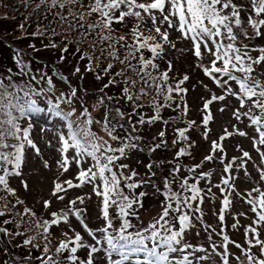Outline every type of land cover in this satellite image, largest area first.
<instances>
[{"label":"snow or ice","instance_id":"1","mask_svg":"<svg viewBox=\"0 0 264 264\" xmlns=\"http://www.w3.org/2000/svg\"><path fill=\"white\" fill-rule=\"evenodd\" d=\"M47 0H41L46 3ZM80 4L84 7L81 0H51L52 7L64 9L67 5ZM39 7V5L37 6ZM87 13H81L75 16L70 11L68 16L57 14L61 23H67L72 31L79 30L76 51L81 52L80 45L87 43L92 50V54L87 52L81 53V60H87L85 71L93 72V60L97 49L100 56H95V60L99 61L101 56L107 53V57L122 65L120 71L112 74L100 92L112 85L122 83L123 98L128 101L138 99L133 94L129 85L135 86L139 81L145 87H142L140 95H147L145 88H153L157 95H163L166 101L173 99L172 93L177 95L187 92V89L181 87L189 80L188 75H183L176 85L173 87L168 82L170 80L169 73L173 70V64L168 62L167 69L159 72V65L155 60L162 59L166 46L172 49L176 48V43L170 39V32L177 33V39L187 41L190 44V51L198 61H203L205 56L210 58L209 64H198L203 74L210 78L216 87L222 90L221 95L211 94L203 104L205 115L202 123L205 131L203 133L205 139H208L209 122L213 119L209 106L215 101H226L228 97L235 99L238 107L231 110V116L244 123L247 121L246 127L252 129L253 134L250 136L247 132L241 131L233 126L235 131L223 129V135L218 140H213L210 146V153L203 160L188 169L189 173H194L196 169L203 166L204 162H211L219 159L223 165V174L221 175V183L215 185L221 192L223 198L221 200V208L219 211V221H224V213L232 204L231 196L235 194L244 203L250 207L245 212H240L239 216H246V212L254 214V218L250 219V223L243 228L245 244L242 245L233 241L225 233L224 228L220 229L216 235L221 237L220 243L217 244L212 239V232L208 229L211 225L202 224L203 230L208 234L207 239L211 251L203 246H194L186 241V233L196 228L195 222L203 221V211L201 205L204 202L205 195L215 198L212 188L209 187L207 192L198 187L200 179L210 178L211 172H200L196 177V182L189 183V178L180 181V191H173L172 185L176 181V174L181 170V166L177 164L170 173L171 179L165 177L162 181L163 188L156 184H152L156 192L163 196L160 202L159 215L153 217L152 221L142 228H136L132 222L133 218L139 219L138 209L143 207L142 198L146 195L140 192L138 195L135 189L144 184L152 183V177L156 176L152 172V164L147 165L150 176L148 180H136L138 173L132 171L129 175L124 174L126 164H119V172L115 171L116 162L121 158L127 157L130 149L140 150L138 141L140 137L133 136L131 133L123 140L115 135L117 127L123 125L112 124L110 115L112 109H106L103 122L94 120L87 107H83L80 117L72 120L75 114V108L71 107L75 100L78 99L77 88H70L67 93H61L56 97L54 103L51 98L47 101V111L54 118H59L56 125L49 129L44 125L41 126V132L53 130L59 147L56 149L60 154V158L56 161L59 175L68 172L69 165L74 163L77 166V174L74 177L78 183H74L72 179L60 181L57 178L53 181L52 196L59 200H64L63 195L68 189L81 188L85 185H91L92 192L99 198L100 213L98 218L102 221L100 226L89 228L82 217L86 213V209L76 207L77 202L83 204L85 199L91 197L77 196L70 201L73 206L67 211L57 213L52 212L51 220L37 218L35 227L37 235L49 233L52 225H59L62 221L69 223V216H75L76 220L82 225L84 231L94 241V243H86L79 232H76L74 238L61 241L56 248L57 254L67 252L66 259L70 264H201V262H210V264H264V82L260 76L264 75V47L250 48L247 44L240 41V36L245 39L252 40L256 37L264 36V0H248L247 4L239 3L237 0H89L87 5ZM95 14L97 20L94 23H87L86 15ZM127 18H133L136 24L131 29L133 42L127 43L126 36L115 37L112 32L114 23H124ZM54 17L53 22H55ZM150 23L147 28L148 34L145 35L141 31L142 25ZM247 25V26H246ZM20 27H23L21 25ZM237 29L239 32H237ZM251 30V31H250ZM93 33L95 36L93 37ZM43 34V33H39ZM55 35V29H53ZM35 35V33H34ZM123 42V43H122ZM126 49L123 58L118 54V47ZM34 47V45L32 46ZM47 47L55 48L56 44L52 43ZM147 50L151 58L144 56ZM66 53L67 45L61 50ZM183 52V49H180ZM253 52H258L257 56H253ZM64 56L60 57L61 61ZM137 63L133 64L132 61ZM16 63L20 66L19 75L26 76L29 72L28 68L20 58L19 52L16 55ZM114 67L113 63L107 64L102 70L105 74H110ZM257 68L261 72L257 73ZM152 70H157L158 75H153ZM81 72L79 67L74 69V74ZM126 72H132L137 79L126 77ZM59 75V74H57ZM120 77L118 81L116 78ZM61 80L67 82V77L60 76ZM103 77L97 73L96 79ZM41 80L47 84V88L35 89L31 81L36 80L35 75L30 76V81L25 86H20L12 81L11 76L7 77L8 83L4 82V78H0V170L4 175H0V185H3L9 192L12 191L8 187L7 177L10 175H20L19 169L25 160V150L30 148L37 155H40V148L31 138L32 123H28L27 127L22 128L19 120L32 114L38 116L44 109L38 106L34 96H40L43 93H53L55 86L52 77L41 75ZM208 88L207 85H202ZM210 91V90H209ZM115 99L107 95H101L99 103L104 104L106 100ZM183 101V96L181 95ZM62 104L70 106V111H64ZM166 105L153 104L156 114L147 121L143 117L138 123H155L161 121L159 115L160 109ZM170 106V105H167ZM140 107V105H136ZM179 107V105H177ZM117 115L124 118V114L119 108L115 109ZM219 111H225L220 108ZM187 112V104L184 103V113ZM18 113V115H16ZM94 123H100L105 134L113 141H120V146L113 148L108 140L98 136L92 131L91 126ZM167 124V121H164ZM195 124V121L189 122V125ZM66 129V131L62 130ZM136 129L133 126L132 131ZM187 128L176 129L178 139L173 144L185 142V147L179 149L175 153V157L191 155L189 149L191 143L188 140L186 132ZM247 137L257 157L253 161V167L258 175L255 180V186L250 189L237 190L235 186L236 177L232 175L233 167L240 171L243 169L244 176L249 180L252 179L246 165L253 157L248 151L239 149L242 156L233 157L231 161L225 163L224 147L221 143L227 137L232 135ZM158 136L161 138L160 143L153 146L150 151L166 146L165 131H160ZM9 138L14 142L8 143ZM48 146L51 141L46 142ZM217 152L221 155L217 157ZM89 161L91 163H89ZM239 161V163H237ZM88 164L87 167L83 165ZM7 166H11L13 171H9ZM43 166L49 167L47 161ZM123 181V187L121 186ZM222 185V186H221ZM27 188V184H24ZM128 189L126 193L124 189ZM203 193V194H202ZM22 203V201H17ZM43 207L48 209L50 201L45 200ZM115 209V215H110V209ZM25 213H31L30 209H25ZM5 213L0 211V216ZM117 222L119 226L117 227ZM8 223V221H5ZM239 220L233 223L232 228L236 229ZM0 232L8 235L7 229L0 228ZM24 233H14L12 235H23ZM199 235V232L195 233ZM67 235V234H65ZM36 236L29 237L23 241L25 246L32 245L39 248V245H33ZM45 239L47 236L45 235ZM71 245V247H70ZM232 245L237 249V253L230 251L229 246ZM79 249L86 250V259H81L77 252ZM258 249L259 255L253 251ZM49 249L47 246L43 249V255L35 257L40 264H60L52 256H47ZM201 253H203L201 255ZM178 254V255H176ZM45 256L47 258H45ZM32 256L21 260L20 264H32Z\"/></svg>","mask_w":264,"mask_h":264},{"label":"rangeland","instance_id":"2","mask_svg":"<svg viewBox=\"0 0 264 264\" xmlns=\"http://www.w3.org/2000/svg\"><path fill=\"white\" fill-rule=\"evenodd\" d=\"M81 2L84 7H81L80 4H70L64 9H60L59 7H52L51 0H47L46 3H41V0H0V78H4V82L8 83L7 77L11 76L15 84L25 86L29 83L30 76L35 75L36 80L31 81V84L35 89L39 90L40 88H47L46 82L40 79L42 74H46V76L52 77L55 86L54 94L43 93L40 96L33 97L37 100L38 106L44 109V112L38 116L29 114L18 121L22 128L27 127L28 123L33 124L30 135L41 152L40 155H37L34 150L26 148L25 160L21 169H19L20 175H10L7 177L8 187L12 189V191L9 192L3 185H0V211L5 213L3 216H0V228L7 229L9 233L8 237L4 238V233L0 232V264H20L12 262L20 253L23 257L21 260L31 254L33 258L32 264H40V261L35 259V257L43 255L45 246L49 249L47 256H52L55 260L59 261L60 264H70L66 259L67 252L64 254L56 253V248L61 241L74 238L75 233L79 232L86 243H94L73 215L69 216V223L66 224L62 221L59 225H52L49 229V233L37 235V229L35 227L37 218L51 220L52 212L61 213L73 207L70 201L77 196L91 197L90 199L86 198L83 204L77 202L76 205L78 208L87 210L82 219L88 224V227L94 229L102 224V221L98 218V214L100 213V207L98 206L100 200L92 192L91 185L68 189L66 193H60L59 195L65 197L62 201L53 197L51 194L54 187L53 181L57 178H59L60 181L72 179L74 183H78V181L74 179L78 171L74 163L69 165L68 172L63 173V175H59L58 173L56 161L60 158V154L56 150L59 145L54 131L47 130L41 132L42 125L52 129L59 119L52 117L51 114L48 113V99L51 98L55 103L57 96L61 93H67L69 89L73 87L78 90V99L75 100L71 106L76 110L75 114L71 117L72 120H77V117L81 115L83 107H87L93 119L101 121L102 123L104 113L106 109L110 107L112 109L110 115L111 123L123 125V127H117L114 134L118 135L121 140L128 137L130 133L133 136L140 137L138 141L140 150H128L127 157L121 158L116 162L117 167L114 168L115 171L119 172V164H126L128 167L123 170L125 175H129L132 171H135L138 173L135 178L136 180H148L150 172L147 165H153L151 171L155 172L156 176L152 177V183L144 184L135 189L137 195L140 192L146 193L142 198L143 207L138 209L139 219L133 218L132 220L136 228L146 227L152 221L153 217L159 215L160 202L163 200V196L156 192L152 184H156L162 189V181L164 178L169 177L171 179L170 173L173 168L179 164L181 170L176 174V181L172 185L173 191H180L179 184L182 179L186 177L189 178V183L191 184L194 183L195 178L199 176L200 172H211L212 175L210 178L199 180V187L204 190V193L211 187L212 193L215 194L214 199L205 195L204 202L201 205L203 221L195 222L196 228L186 233V241L197 247L203 246L210 252L211 249L207 239L208 234L202 227V224H207L211 225V228L208 229L209 232L215 229V232L212 234V239L215 240L217 244L220 243L221 237L217 236L216 233L220 232L221 228H224L225 233L231 240L244 245L243 228L250 223L251 218H254V214L246 212V216H239L238 214L240 212H245L250 206L233 194L231 196L232 204L224 213V221H219L218 214L222 206L221 200L223 198L219 189L215 187V185L221 183V175L223 174V165L219 162V159L217 158L211 162H204L203 166L196 169L194 173L188 172L189 168L200 163L203 158L210 153L211 142L213 140H218L219 136L223 135L224 128H227L229 131H235L233 128L235 125L236 128L247 132L250 136L253 134L252 129L245 126L247 124L246 120L244 123H240L231 116V110L234 107H238V105L234 98L228 97L226 101H215L209 106V111L212 113L213 119L208 125L210 129L208 139H205L203 135L205 128L202 123L203 116L205 115L203 104L211 97V94H222V90L216 87L210 78L206 77L201 68L198 67L200 63L208 65L210 58L205 56L203 61H198L189 50L191 47L189 42L178 40L177 33L171 31L170 39L175 41L176 48L172 49L166 46V50L162 54L163 58L155 60V63L159 65L158 71L163 72L167 69L168 62H172L174 67L169 73L170 80L168 83L173 87L183 75H188L189 80L181 86L186 88L187 92L180 95L172 93L173 99L171 101H166L165 97L163 95H157L153 88H145L148 94L140 95L139 90L145 86L138 81L135 86L129 85L131 91L138 99L134 100L133 103L129 101L132 104V110L131 114L127 117L125 109L121 110L119 106L107 100L104 104L99 103V98L104 93L97 92V86L103 85L104 78L94 81V77L97 73L103 74L102 70L107 64L116 63V61L107 57V53L101 56L99 61H96L95 56H100V52L97 49L93 60V68L95 71L74 74V69L76 67L85 71L84 69L88 61L86 59L81 60L80 56L81 53L84 52L92 54V50L87 43H83L80 45L81 52L78 53L76 51L77 44L75 41L78 39L79 30H70L67 23H61L59 21L57 14L68 16L71 20L74 19V17L70 16V11L74 13L75 16H79L81 13H87L89 0H81ZM237 2L247 4L248 0H237ZM38 5L39 7H37ZM54 17H56L55 22H53ZM85 18L87 23H94L97 20L95 14L86 15ZM135 24L136 21L133 18H127L124 23H114L113 28L115 31L112 32V35L115 37L121 35L126 36L127 43L131 44L133 42L131 29ZM21 25H23V27H20ZM150 26V23L142 25L141 31L147 35V28ZM53 29H55V35L53 34ZM237 32H239L238 29ZM39 33L43 34L41 35ZM92 35L94 37L95 33ZM239 39L250 48L264 47V36L256 37L252 40L240 36ZM52 43L56 44L57 47H47V45ZM33 45L34 47H32ZM65 45H67L68 48L66 53L61 51ZM117 47L120 49L118 50V52H120V57L123 58L126 49L119 46ZM180 49L184 51L181 52ZM17 52H19L23 63L28 66L25 70L29 72V75L20 76L18 74L20 66L16 63ZM258 54V52L252 53L254 57ZM62 55L65 57L63 61L60 59ZM144 56L151 58L147 50H145ZM121 67L122 65L120 64L119 70ZM149 70L152 71L153 75H158L157 70ZM259 72H261V69L257 68V73ZM83 73L85 77L81 79ZM60 76L67 77V82L61 80L59 78ZM126 76L130 77V72H126ZM136 79L138 80V78ZM260 79L264 82V75H261ZM92 82L97 86H93ZM202 85H207L208 88L206 89ZM123 87L124 85H122V88ZM111 89H113L112 86L104 90L110 91ZM118 91V88L115 87L111 92L106 94L112 97V93ZM181 95L183 96V101L181 100ZM120 99V97L115 98L118 102ZM154 103L166 105L161 108L159 112L162 120L155 123H138L141 117L147 121L156 114V110L153 107ZM184 103L187 104L186 114L184 113ZM136 105H140V107H136ZM177 105H179V107H177ZM127 106V102L121 105L122 108H127ZM61 107L64 111L71 110L70 106L67 104H62ZM117 108L124 114L123 119L117 115L115 111ZM220 108H225V111H219ZM16 115H18V113ZM164 121H167V124H165ZM191 121H195V124L189 125ZM133 126L136 129L134 132L132 131ZM178 128L188 129L186 135L192 146L189 149L191 155L176 158L175 153L178 152L180 148L185 147V142L173 144V141L178 139L176 132ZM91 129L98 136L108 140V143L111 144L113 148L120 146L119 140L113 141L105 134L100 123H94ZM62 130L66 131V129ZM160 131H165L164 139L166 140V146H162L155 151H150L155 144L160 143L161 138L158 136ZM47 141H51V147L48 146L46 143ZM13 142L14 141L9 138L8 143ZM221 143L224 147L225 163L231 161L233 157L242 156V152L238 150V146L239 149L248 151L253 157V160L248 161L246 165L252 176L251 180L244 176L243 169L236 171L235 165L233 167L232 175L236 177L235 186L237 190L250 189L255 186L254 182L258 173L253 167V161H256L257 154L250 140L247 137L234 134L227 137ZM216 155L219 157L221 154L217 152ZM44 161L48 162V168L43 166ZM256 162L258 163V161ZM89 163L91 162L89 161ZM237 163H239V161H237ZM87 166L88 164L83 165V167ZM7 167L10 172L13 171L11 166ZM0 175H4L3 170H0ZM25 183L28 186L27 188L24 187ZM121 186L123 187V181H121ZM124 191L127 193L128 189L125 188ZM45 200L50 201V207L48 209L43 207V202ZM17 201H22V203H17ZM26 208L30 209L31 213H35V216H32L30 213H25ZM110 215H115L114 208L110 209ZM236 220H239V225L236 229H233L232 225ZM5 221H8V223H5ZM118 226L119 223L117 222V227ZM17 232L24 234L12 235ZM196 232L200 234L196 235ZM45 235L47 239H45ZM33 236H36V239L33 240V245H39V248H35L32 245L25 246L23 244L25 239ZM261 238L264 239V235H262ZM12 240L20 243L24 248L19 252L17 244L16 247H11L8 241L12 242ZM229 248L231 252L237 253V249H235L234 246L230 245ZM253 251L259 255L258 249H253ZM202 254L203 253H201V255ZM77 255L81 259H86V250L79 249ZM45 258L47 257L45 256ZM201 264H210V262H201ZM232 264H235L234 260H232Z\"/></svg>","mask_w":264,"mask_h":264},{"label":"trees","instance_id":"3","mask_svg":"<svg viewBox=\"0 0 264 264\" xmlns=\"http://www.w3.org/2000/svg\"><path fill=\"white\" fill-rule=\"evenodd\" d=\"M118 50H120V49H118ZM118 54L120 55V52H118ZM133 64H136L137 63V61L136 60H133V62H132ZM119 66H120V64L118 63V62H116L115 64H114V67L111 69V73L110 74H105L104 72H103V74H100L103 78H104V83H103V85L104 84H106L107 82H108V80L112 77V74H114V73H116V72H118V71H120L119 70ZM85 70V69H84ZM81 72H86V71H83V69H81ZM85 74L83 73V76H81V79H83L85 76H84ZM96 76H97V74L95 75V77H94V81H96L97 79H96ZM127 77V76H126ZM130 77L131 78H133V79H136L137 77L135 76V74L134 73H131L130 72ZM118 81L121 79L120 77H117L116 78ZM92 84H93V82H92ZM103 85L102 86H97V85H95V84H93V86H97V88H98V91L97 92H99V93H101L100 92V89L101 88H103ZM122 85L123 84H120L119 82L117 83V84H115V85H112V88L114 89L115 87L116 88H118V92H114V93H112V97H114V98H118V97H120L121 99H120V101L118 102L117 100H115V99H112V100H107V101H109L110 103H113V104H115V105H117V106H119L120 108H121V110H123V109H125L126 110V115H127V117L131 114V110H132V104H131V102H129L126 98H123V93H122ZM113 89H111V90H113ZM111 90L110 91H105L104 90V94L103 95H107V96H109L108 94H106V93H109V92H111ZM110 97V96H109ZM124 102H127V108H122L121 107V105L124 103ZM132 103H133V101H132ZM126 118V117H125ZM115 170V169H114ZM194 182H196V179H195V181ZM198 187H199V183H198ZM3 237L4 238H7L8 237V235H3ZM14 240H16V239H14ZM8 243L11 245V247H16V244H17V246H18V249H19V252H20V250H22V248H24V246L22 247V245L20 244V243H17V242H15V241H13L12 240V242H9L8 241ZM23 257H22V254L20 253V255L16 258V259H13L12 260V262L13 263H20L21 262V259H22Z\"/></svg>","mask_w":264,"mask_h":264}]
</instances>
